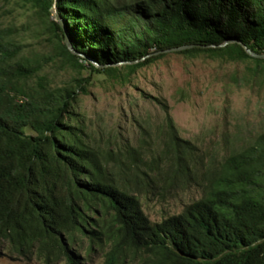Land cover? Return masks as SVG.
<instances>
[{
  "label": "trees",
  "instance_id": "16d2710c",
  "mask_svg": "<svg viewBox=\"0 0 264 264\" xmlns=\"http://www.w3.org/2000/svg\"><path fill=\"white\" fill-rule=\"evenodd\" d=\"M11 1L32 7L57 44L52 57L26 52L16 28L0 27V256L83 264L86 240L85 258L107 248L105 264L141 255L142 264H264V135L221 160L210 158L204 196L152 222L129 183L149 193L153 185L197 176L203 155L180 138L166 111L168 138L144 162L146 169L110 166L69 121L91 78L53 87L41 75L59 62L127 83L165 58L163 51L182 46H194L179 52L186 56L252 61L264 71V58L247 52L264 55V0L0 4ZM54 10L59 20L52 19ZM66 36L79 55L68 49Z\"/></svg>",
  "mask_w": 264,
  "mask_h": 264
},
{
  "label": "rangeland",
  "instance_id": "374dc122",
  "mask_svg": "<svg viewBox=\"0 0 264 264\" xmlns=\"http://www.w3.org/2000/svg\"><path fill=\"white\" fill-rule=\"evenodd\" d=\"M57 15L54 10L52 19L59 20ZM8 26L18 30L17 39L26 52L35 50L50 57L56 54L57 39L45 29L32 7L15 1L1 3L0 27ZM41 75L53 87L91 78L89 94L79 92L71 110L75 116L69 121L78 123L86 144L110 166L131 172L137 166L146 169L144 162L168 138L166 111L180 138L193 143L197 153L203 155L197 176L153 185L149 193L141 184L127 182L141 196L142 208L152 222L178 215L204 196L210 158L221 160L264 135V71L255 70L252 61L232 62L176 52L139 70L127 83L88 70L62 67L59 62L47 65ZM27 133L33 134L29 129ZM81 245L83 264H105L107 248L97 247L90 258H85L88 242ZM141 258L129 259L125 264H142ZM0 264L44 263L37 258L25 261L3 254Z\"/></svg>",
  "mask_w": 264,
  "mask_h": 264
},
{
  "label": "water",
  "instance_id": "95a60500",
  "mask_svg": "<svg viewBox=\"0 0 264 264\" xmlns=\"http://www.w3.org/2000/svg\"><path fill=\"white\" fill-rule=\"evenodd\" d=\"M58 16V15H57ZM60 25L64 28V23L63 22H60ZM228 43H231V42H226L225 44L221 45V47H224L226 46ZM65 44L67 45L68 49L75 55H79L71 40L69 39L68 36H66V41H65ZM194 46H182V47H178V48H172V49H169V50H166V51H163L162 53H176V52H181V51H184V50H187V49H190V48H193ZM247 52L249 53L250 56L252 57H255V58H264V55H258V54H255L254 52H252L251 50H247ZM96 65H98L97 63H95ZM121 65V64H120ZM98 67H102V66H98Z\"/></svg>",
  "mask_w": 264,
  "mask_h": 264
}]
</instances>
